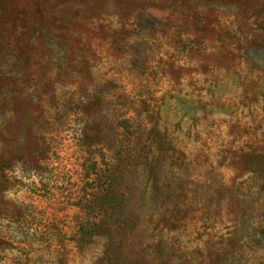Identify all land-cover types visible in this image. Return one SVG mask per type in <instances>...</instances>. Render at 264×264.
Here are the masks:
<instances>
[{
    "label": "rangeland",
    "instance_id": "1",
    "mask_svg": "<svg viewBox=\"0 0 264 264\" xmlns=\"http://www.w3.org/2000/svg\"><path fill=\"white\" fill-rule=\"evenodd\" d=\"M0 264H264V0H0Z\"/></svg>",
    "mask_w": 264,
    "mask_h": 264
}]
</instances>
